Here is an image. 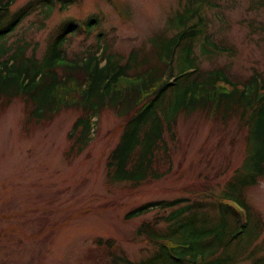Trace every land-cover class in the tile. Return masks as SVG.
Here are the masks:
<instances>
[{"label": "trees", "instance_id": "1", "mask_svg": "<svg viewBox=\"0 0 264 264\" xmlns=\"http://www.w3.org/2000/svg\"><path fill=\"white\" fill-rule=\"evenodd\" d=\"M73 2L28 0L12 8L15 0H0V111L19 99L27 133L43 127L61 111L77 110L67 136V159L79 156L89 146L101 113L114 112L124 118V123L106 159V182L134 188L171 172L170 147L177 142L180 117L198 114L221 128L237 121L245 130L243 165L249 171H234L221 196L205 193L212 198L209 210L219 213L215 224L208 209L197 201L147 203L125 215V219H131L156 206L173 208L161 217L167 223L165 232L158 230L156 223H144L136 231L160 249V259L166 258L167 251L172 263L237 264L227 252L230 242L244 234L249 220L256 223L253 244L262 231L260 215L249 212L246 190L264 179V60L263 71L253 68L248 76L233 72L231 64L208 69L201 66L205 60L238 53L230 35L212 19L225 21L211 12L217 5L210 0H187L167 16L165 29L150 39L146 49L131 50L128 55L100 45L99 33L86 54L68 56L70 39L81 32L89 36L98 25L95 16L79 25L63 22L46 41L40 57L27 55L29 42L16 33L21 24L29 16L41 15L37 30H42L54 9L63 11ZM249 8L264 9V0H251ZM247 27L251 33L257 30L264 44V26L255 27L250 22ZM188 191L200 193L196 188ZM111 243L110 239L96 240L112 264H130L114 254Z\"/></svg>", "mask_w": 264, "mask_h": 264}, {"label": "rangeland", "instance_id": "2", "mask_svg": "<svg viewBox=\"0 0 264 264\" xmlns=\"http://www.w3.org/2000/svg\"><path fill=\"white\" fill-rule=\"evenodd\" d=\"M26 1L15 0L12 8ZM186 1L74 0L63 11L54 9L42 30H37L42 17L34 14L16 33L29 42L27 55L40 57L46 41L63 22L79 25L95 16L98 25L89 36L81 32L70 39L68 56L86 54L99 33L100 45L128 55L131 50L146 49L150 39L165 29L167 16ZM210 1L217 5L211 12L225 21L212 19L230 35L238 53L205 60L201 66L208 69L231 64L232 71L243 76L251 74L253 68L263 71L264 44L260 33H251L247 23L264 26V9H248L251 0ZM77 116V110H64L43 127L25 133L19 99L0 111V264H112L105 249L96 245L97 239L112 240L116 254L130 264H180L172 263L167 251L166 258L160 259V249L136 233L144 223H156L155 227L165 232L167 223L161 217L173 208L156 206L131 219H125V215L147 203L197 201L208 209L215 224L219 213L209 210L212 198L205 193L221 196L234 171H249L243 165L245 130L239 123L232 120L227 128H221L194 114L178 120L168 175L135 188L126 183L108 185L106 159L118 140L124 118L103 111L89 146L79 156L67 159V136ZM192 188L200 193L190 194ZM202 190L205 192L201 194ZM246 203L250 213L260 215L262 231L253 244L256 223L249 220L244 234L230 242L227 252L237 264L258 260L257 264H264V179L246 190Z\"/></svg>", "mask_w": 264, "mask_h": 264}, {"label": "bare ground", "instance_id": "3", "mask_svg": "<svg viewBox=\"0 0 264 264\" xmlns=\"http://www.w3.org/2000/svg\"><path fill=\"white\" fill-rule=\"evenodd\" d=\"M113 251H114V254H115L116 256L121 257L120 255H117V254H116V250H115V249H114ZM122 259H126V258H125V257H122ZM129 261H130V260H129ZM130 262H131V261H130Z\"/></svg>", "mask_w": 264, "mask_h": 264}]
</instances>
